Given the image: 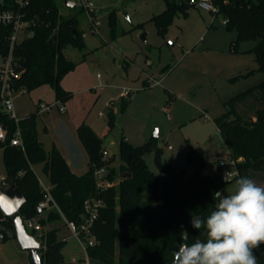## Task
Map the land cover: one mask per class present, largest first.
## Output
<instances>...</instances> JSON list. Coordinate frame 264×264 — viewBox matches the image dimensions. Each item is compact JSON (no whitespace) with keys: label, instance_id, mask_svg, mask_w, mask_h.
Segmentation results:
<instances>
[{"label":"trees","instance_id":"trees-1","mask_svg":"<svg viewBox=\"0 0 264 264\" xmlns=\"http://www.w3.org/2000/svg\"><path fill=\"white\" fill-rule=\"evenodd\" d=\"M5 1L8 3L4 6L11 7L12 0ZM189 1L166 0V8L152 17L160 32L167 30L179 12H187L192 6ZM215 3L219 7L216 14L224 16L227 28L237 30V43L249 38L256 40L253 50L259 68L264 72V0H215ZM82 10L85 12L83 7ZM24 19L30 23L26 34L13 48L15 68L19 72L13 79V90L15 93L30 92L50 84L57 101H69L74 92L66 89L62 80L79 61L69 59L65 49L68 46L86 49L80 19L64 16L55 0H31L25 8ZM110 24L115 38L117 20L114 13ZM13 30L11 23L0 22V53L5 59L11 51ZM1 91L0 80V122L8 129L7 140L0 142L7 169L0 188L6 189L13 180L16 182L27 198L20 209L24 219L38 216L37 206L44 198L35 171V166L41 164L52 194L68 219L81 220L88 198L98 197L105 201L92 227L96 242L88 247L90 264H172L173 253L181 244L190 245L206 239L203 228L198 231L192 227L191 217L206 218L215 210L212 193L223 191L225 181L222 171L204 173L207 164L204 147L190 144L188 159L194 166L190 174L171 162L162 165L159 148L156 154L163 175H157L144 158L154 138L143 145H134L124 138L120 145L118 171L111 165L113 158H104L103 138L83 122L77 130L88 154L89 169L78 174L56 146L48 151L39 140L37 112L16 121L3 109ZM246 103L251 112L243 114L240 108ZM225 106L226 111L216 118V122L236 161L235 177L246 176L255 181L259 173L264 175V80L233 95ZM109 119L114 123L116 113L111 111ZM18 127L24 146L11 144ZM102 166L108 167L110 179L118 181L105 190L98 188L94 174L96 168ZM123 172H131V176L123 178ZM46 213L47 218L39 220L43 227L48 220L63 217L55 209ZM0 224L4 238L7 228L16 235L13 217L6 216L1 207ZM185 229L189 233L186 240L182 232ZM58 230L57 227L43 228L46 247L40 251L44 264L66 262L63 250L67 240L59 237ZM253 251L258 264H264V244ZM84 260L79 259V264Z\"/></svg>","mask_w":264,"mask_h":264},{"label":"rangeland","instance_id":"rangeland-1","mask_svg":"<svg viewBox=\"0 0 264 264\" xmlns=\"http://www.w3.org/2000/svg\"><path fill=\"white\" fill-rule=\"evenodd\" d=\"M55 1L64 16L80 19V28L86 33V49L73 46L65 49L66 56L79 63L62 83L78 93L65 102L69 106L67 112L60 113L55 105L49 113H59L68 120L77 115L81 121L101 129L106 158H113L111 165L118 171L122 140L143 145L156 131L162 165L171 162L192 173L194 166L188 159L192 144L205 149L204 173L235 170L216 118L226 111L225 102L229 98L264 80V72L259 68L253 50L255 39L237 43V30L227 28L222 14L193 5L187 12H179L162 33L152 17L166 8V0H95L97 31L93 30L81 3L69 6L65 0ZM112 13L117 20L115 38L111 34ZM144 33L146 42L142 38ZM168 39L174 41L173 46L168 44ZM4 64L5 58L0 53V70ZM149 75L156 76L161 83L145 87L144 80ZM123 88H131V95L123 96ZM40 98L55 102L50 84L30 92L15 93L13 100L18 117L35 109ZM240 110L243 114L251 112L248 103ZM111 111L117 115L114 123L109 119ZM46 115L42 114V117ZM55 122L50 124L51 138L55 134ZM46 139L49 149L51 142L48 137ZM79 151L83 160L74 169L81 174L89 169V159L82 145ZM144 158L153 172L163 175L152 146ZM222 160L226 161L223 167L220 165ZM35 171L39 178L50 184L42 165H36ZM6 174L1 149L0 177ZM235 176L225 183V194L233 192ZM255 181L264 185V175L259 173ZM42 217L47 218V213L38 216L37 220ZM52 227L59 228V237L67 240L63 250L66 262L85 259V252L64 217L48 220L45 228ZM1 232L4 233L0 224ZM6 233V238L0 235V264H32L29 250L22 248L14 232L7 228Z\"/></svg>","mask_w":264,"mask_h":264},{"label":"clouds","instance_id":"clouds-1","mask_svg":"<svg viewBox=\"0 0 264 264\" xmlns=\"http://www.w3.org/2000/svg\"><path fill=\"white\" fill-rule=\"evenodd\" d=\"M230 173L223 179L229 183ZM213 210L206 218L191 217L194 229L205 231V240L181 244L172 264H258L254 249L264 244V185L240 176L232 193L214 191ZM183 238L189 236L182 230Z\"/></svg>","mask_w":264,"mask_h":264},{"label":"built area","instance_id":"built-area-1","mask_svg":"<svg viewBox=\"0 0 264 264\" xmlns=\"http://www.w3.org/2000/svg\"><path fill=\"white\" fill-rule=\"evenodd\" d=\"M30 1L31 0H12L11 7H5V3L8 2L5 0H0V5H2L0 6V22L11 23L14 27L11 36V51L5 59V64L0 70V80L2 85V106L3 109H5L12 117L16 119V121L19 120V117L13 100L15 91L12 88V82L14 77L19 75V72L15 68L17 62L15 61L13 56V48L16 42L21 38L22 34H26L27 32V27L29 26L30 22L25 20L24 16L25 8L29 5ZM75 2L81 3L85 12L89 15L93 30L97 31L98 21L95 16V0H76ZM189 3L193 6H197L215 13H217L219 10V7L215 3V0H190ZM167 42L168 44H174V41H172L171 39H168ZM147 82L149 85L160 84L161 80L157 79L154 75H149L147 78ZM132 91L133 90L131 88H123V96H130ZM51 107V104L40 103V109L42 110H49ZM59 109L64 112L66 111L67 106L65 105V103H60ZM7 138L8 129L4 126L2 122H0V142H5ZM11 144L24 146L22 131L19 127L11 139ZM0 149L2 148L0 147ZM104 158H106L105 153ZM231 159L235 166V170L226 169L225 172L230 173L229 177L233 176L235 171L237 170L236 161L232 157ZM225 164L226 161H220V165L225 166ZM108 172L109 170L107 166H102L96 168L95 170L94 174L97 181V186L100 190H105L118 183L117 180H112L109 178ZM39 179L41 186L44 190V198L40 201L37 206L38 216L43 215L45 212L51 209H55L60 212V214H62V216L64 217L68 227L73 231L75 237L77 238L85 252V260L83 261L84 263L81 264H90L88 247L94 245L96 242L94 236H92V227L94 226L95 220L98 218L102 207L105 205V201L102 198L98 197L88 198L85 201V212L81 220H70L64 215L61 207L53 196L51 191V185L46 184L41 178ZM3 180L4 178H0V183H3ZM38 216L33 218H23V223L26 229L28 231L29 229H31L30 232H34L37 239L41 242V247L39 249L40 251L44 249L46 245L43 239L44 227L42 226L41 222L37 220ZM1 237H4V233H1ZM69 263L79 264L78 260L76 259H73V261ZM62 264H68V262Z\"/></svg>","mask_w":264,"mask_h":264},{"label":"crops","instance_id":"crops-1","mask_svg":"<svg viewBox=\"0 0 264 264\" xmlns=\"http://www.w3.org/2000/svg\"><path fill=\"white\" fill-rule=\"evenodd\" d=\"M169 45L173 46L174 44H169ZM62 85L66 89L73 91L74 95H75V93H78V92H75L74 90L70 89V87L64 85L63 83H62ZM144 86L145 87L149 86L147 79L144 80ZM20 92H26V91H20ZM53 92H54V90H53ZM54 97H55V92H54ZM69 101H71V99ZM40 103L51 104L52 107L55 105H58V109H59L60 101H57L56 98H55V102L54 101H45L44 99L40 98V99H38V101L35 105L36 106L35 109L29 111L28 113H24L21 117L19 116V118H23V117L27 116L28 114H30L31 112H37V130H38L39 140L43 143L44 147L48 151L51 150L53 148V146H56L60 150V152L63 154V156L68 160V162L71 165L72 170L75 172L74 168L79 167L81 165V160H83V156L81 155V153L79 151L80 145L83 146V144H82V142L78 136V130L77 129L80 126V124H82L83 122H85V123H87V122L81 121L79 118H77V115H72V119H73V121H72V119L68 120V119L64 118V116H59V113L58 114L57 113H55V114L49 113L52 110V107L49 110H42V109H40ZM66 106H67L66 111L62 112L59 109V112L60 113L67 112L69 110V106L68 105H66ZM42 114H47V115L44 118V117H42ZM39 116H41V118ZM104 120L106 121V118H104ZM54 121H56L54 124L55 134L51 138L50 137L51 135L49 136V133H50L49 128H50V124H53ZM87 124L90 125L93 129H95V131L102 137L101 129H97V127L94 126L90 122ZM47 137H48V139H50V142H51L49 149H47L46 143H45L47 140L46 139ZM236 174H237V170L235 171L234 175H236ZM1 178H4V177H1ZM1 228H3L2 225H1Z\"/></svg>","mask_w":264,"mask_h":264},{"label":"water","instance_id":"water-1","mask_svg":"<svg viewBox=\"0 0 264 264\" xmlns=\"http://www.w3.org/2000/svg\"><path fill=\"white\" fill-rule=\"evenodd\" d=\"M69 6H75L76 2L71 0H65ZM143 40L146 42V33L142 35ZM158 131L153 134L152 149L157 152L159 147L157 144ZM226 173V172H225ZM224 173V174H225ZM131 172H123L121 177H130ZM0 207L2 208L6 216H12L15 224V231L17 239L22 248L29 250L32 264H44L41 253L39 251L41 242L37 239L34 232H30L26 229L23 223V217L20 213V209L26 202L27 198L25 194L19 189L16 182L13 180L10 186L6 189L0 188ZM71 264V263H68Z\"/></svg>","mask_w":264,"mask_h":264},{"label":"snow or ice","instance_id":"snow-or-ice-1","mask_svg":"<svg viewBox=\"0 0 264 264\" xmlns=\"http://www.w3.org/2000/svg\"><path fill=\"white\" fill-rule=\"evenodd\" d=\"M0 199H2V198H0Z\"/></svg>","mask_w":264,"mask_h":264}]
</instances>
